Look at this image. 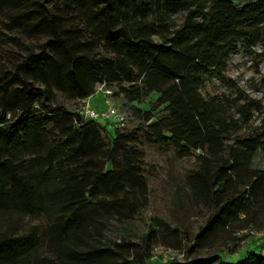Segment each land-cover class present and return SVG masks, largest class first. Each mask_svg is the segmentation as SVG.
I'll return each instance as SVG.
<instances>
[{
    "label": "trees",
    "instance_id": "trees-1",
    "mask_svg": "<svg viewBox=\"0 0 264 264\" xmlns=\"http://www.w3.org/2000/svg\"><path fill=\"white\" fill-rule=\"evenodd\" d=\"M174 1L65 0L73 9L71 23L83 26L77 28L83 38L65 36L59 29L60 24L54 22V14L43 15L34 22L35 26L46 21L52 36L41 45L39 52L27 56L22 67L37 59L38 68L49 67L55 78L68 80L69 93L75 99L92 96L96 84L111 88L112 83L122 80L129 85L121 91L131 101L155 94L157 105L166 110L164 117L150 125L159 128L156 139L175 138L185 152L199 150L201 153L197 155L198 167L187 176V184L196 199L209 204L211 213L197 232L196 247L201 241L219 236L240 243L248 237L240 235L241 231L256 222L260 211L264 214V168L251 167L256 151L264 157V116L257 128L244 131L243 126L252 119L255 104L251 101L241 104L239 116L235 117L227 99L219 95L206 97L200 87L205 75L226 79L228 57L237 41L264 43V32L256 27L264 22V0H213L211 8L202 2L176 0L187 4V14L178 26L169 21L174 13ZM38 2L0 0V10L12 21L21 18L23 25L36 19L33 13L37 9L33 5ZM100 42L111 47L112 55L96 52L95 45ZM20 69L16 66L0 75L5 94L9 92L10 82L19 79ZM15 97L19 101L16 109L0 104V137L3 136L0 139V264H19L38 240L35 227L22 233L18 221L19 212L34 206L40 210L41 204L45 205L41 182L30 183L21 174L27 167L21 161L24 156H33L28 167L37 166L42 175L55 165L65 183L57 188L60 192L64 187V194L54 202L60 209L59 219L64 220L63 224H55L48 240L54 254L49 261L95 264L106 251L112 252L114 247L124 244L98 240L94 229L87 224L92 216L80 214L78 208L89 202L91 188L86 185H102L111 195L117 192L126 195L128 189L145 187L141 174L132 165L120 173L113 168L103 170L93 166L101 146L100 129L109 130L112 143L121 142L123 134L119 129H109L106 121L84 118L79 112H66L64 116L70 124L63 134L65 139L50 141L44 135L49 120L37 116L34 109L38 102L48 112L62 109L50 105L53 91L49 84L45 80L37 84L25 79L21 94ZM132 109L145 122L153 117L151 110ZM153 221L161 220L154 218ZM155 236L156 230L150 225L137 244L139 259L122 257L119 264H149ZM72 240L85 241L87 249L73 248ZM212 258L216 257H209ZM237 258L219 256L217 264H264V256L256 250H250L235 262ZM173 262L167 260L165 264Z\"/></svg>",
    "mask_w": 264,
    "mask_h": 264
},
{
    "label": "rangeland",
    "instance_id": "rangeland-1",
    "mask_svg": "<svg viewBox=\"0 0 264 264\" xmlns=\"http://www.w3.org/2000/svg\"><path fill=\"white\" fill-rule=\"evenodd\" d=\"M38 1L33 5L37 9V12L33 13L36 19L31 16L34 21H26L23 25L20 23L21 18L16 17L12 21L4 11L0 10V75L7 70H14L16 66L21 68L19 79L11 81L8 85V94H5L0 86V104L5 103L11 109L18 108L19 101L15 94H21L23 81L33 80L38 84L41 80H45L53 91L50 105L62 109L56 113L48 112L39 102L34 104V109L37 116L49 120L45 126V137L53 142H62L65 139L63 134L70 124L64 113H78L83 99H75L71 96L68 80H59L57 76L55 78V74L50 73L49 67L38 68L37 59L29 61L25 67H22V62L29 54L39 52L41 45L52 36L46 21L35 26L34 22L43 15L54 14L53 20L56 24H60L59 29L65 36L83 38L77 31L78 27L82 29L83 26L71 23L74 18L71 15L73 9L68 7L65 0ZM201 2L205 3L207 8L213 6V0L188 1L192 4ZM186 7V3L174 1L175 9L169 19L170 24L175 23L178 26L182 23L187 14ZM25 9H29V6ZM149 18L152 19V15ZM256 27L264 32V22ZM169 29V31L173 30L171 26ZM95 50L97 53L102 51L107 56L112 55L111 47L103 46L102 42L95 45ZM225 76L226 79L214 75L202 76L201 92L206 97L219 95L227 99L230 102L229 110L235 117L239 116V106L251 101L256 107L252 109L250 123L243 126V130L257 128L264 116V43L255 40L237 41L235 50L228 57ZM128 85L124 80L114 82L109 88L110 93L106 94V98L113 102L124 116L125 126L118 130L123 134L121 142L118 143H112L113 136L108 129H100L101 146L93 166L103 170L113 168L120 173L127 171L132 165L141 174L145 187L128 189L126 195H120L119 192L111 195L102 188V185L95 184L93 187H90L92 185L90 183L86 185L87 188H91L89 202L78 208L80 214L92 216L87 224L94 229L98 240L106 244L115 241L124 244L123 247H114L112 252L106 251L95 264H119L122 257L138 260L140 247L137 244L141 242L142 234L150 225L156 230V241L149 264H165L167 260L174 261L172 264H195L194 262L198 260L201 261L200 264H217L219 256L238 257L235 261L238 262L250 250H256L264 256V228L261 227L264 225V214L261 211L257 214L256 222L241 231L240 235L246 234L248 237L240 243L235 244V239L219 236L215 240L201 241L196 247L197 232L211 213L209 204L196 199L187 184V176L198 167L197 155L201 153L199 150L185 152L175 138L166 137L157 140L155 132L159 128L154 129L150 125L164 117L166 110L163 106L157 105L153 93L142 97L139 101L129 100L121 91L122 87ZM99 86L100 84L94 85V93L85 99L103 108L105 98L100 93ZM133 107L142 111L151 110L153 117L145 122L133 113ZM0 139L3 140V136ZM32 158L33 156H24L21 159L27 163L25 171L21 174L27 176L30 183L41 182L45 189V205L41 204L40 210L34 206L33 209L19 212L21 232L26 233L31 227H35L38 232L35 247L19 261V264H53L49 261L54 254L48 240L52 236L55 224H63L64 219H59L60 209L54 202L64 194V187L60 192L57 188L65 183L62 181L63 176L59 174L60 170H57L55 165L50 166L45 175L39 173L37 166L32 169L28 167ZM251 167L264 168V157L259 151H256L253 157ZM55 188L57 191L53 190ZM51 193L56 194L55 197ZM119 195L123 198L121 202L118 199ZM154 218L162 222L156 223L153 221ZM77 219L82 221V218L77 217ZM250 240H253L252 247L248 248ZM71 245L81 251L87 249L85 241L76 243L72 240ZM54 253L57 251L55 250ZM61 254L63 255V252ZM210 256L216 258L209 259ZM56 257V260H59L60 256ZM61 258L65 260L63 256ZM69 264L77 263L72 261Z\"/></svg>",
    "mask_w": 264,
    "mask_h": 264
},
{
    "label": "built area",
    "instance_id": "built-area-1",
    "mask_svg": "<svg viewBox=\"0 0 264 264\" xmlns=\"http://www.w3.org/2000/svg\"><path fill=\"white\" fill-rule=\"evenodd\" d=\"M100 86H99L100 93L105 98L103 100L104 107L99 108L89 100L83 99V104L79 110V113L84 118L94 119L101 122L103 121L108 122L107 127L109 129L123 128L125 126L124 116L120 114L115 104L106 98V94L110 93V89L105 87L103 84H100Z\"/></svg>",
    "mask_w": 264,
    "mask_h": 264
}]
</instances>
